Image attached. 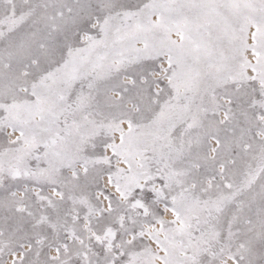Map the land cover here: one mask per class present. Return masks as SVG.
Returning a JSON list of instances; mask_svg holds the SVG:
<instances>
[{
  "label": "snow or ice",
  "instance_id": "snow-or-ice-1",
  "mask_svg": "<svg viewBox=\"0 0 264 264\" xmlns=\"http://www.w3.org/2000/svg\"><path fill=\"white\" fill-rule=\"evenodd\" d=\"M0 264H264V0H0Z\"/></svg>",
  "mask_w": 264,
  "mask_h": 264
}]
</instances>
